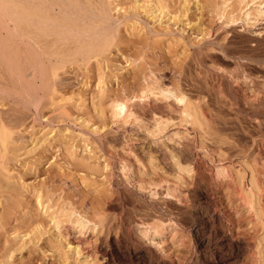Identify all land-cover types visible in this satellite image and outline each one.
<instances>
[{
	"label": "rangeland",
	"instance_id": "374dc122",
	"mask_svg": "<svg viewBox=\"0 0 264 264\" xmlns=\"http://www.w3.org/2000/svg\"><path fill=\"white\" fill-rule=\"evenodd\" d=\"M162 1L3 97L0 264H264V0Z\"/></svg>",
	"mask_w": 264,
	"mask_h": 264
},
{
	"label": "bare ground",
	"instance_id": "6f19581e",
	"mask_svg": "<svg viewBox=\"0 0 264 264\" xmlns=\"http://www.w3.org/2000/svg\"><path fill=\"white\" fill-rule=\"evenodd\" d=\"M160 1L162 0L153 1L155 10L158 8ZM0 3L2 4V12L0 11V106L3 105V97L9 94H19L20 97L23 96L27 103L31 104L30 102L35 100L36 85L42 84L47 87V85L51 84L50 88L52 89V78H58L56 77L58 71L63 70L67 64L85 65L89 64L93 59L100 62L102 60L100 58L106 52H109L115 44V30H117L116 27L120 22L119 19L115 18V11L118 13L123 11L125 13L130 10V12L137 13L138 10L149 5H146L147 3L145 2V6L142 4V7L136 0L128 4L129 9L126 7L127 4L125 5L126 2L123 3L121 0H0ZM149 6L150 8L152 7L151 3ZM162 8L164 9V7ZM163 9L161 11L160 8L159 11L163 12ZM144 12L148 13L151 11L145 9ZM154 14L152 11L150 16L155 20L156 15L154 17ZM135 15L133 14V16ZM157 17L159 18L160 15ZM154 33L156 32L154 31ZM4 34H6V37ZM5 68H8L10 70L9 73L12 75H9L11 77L10 81H7V78L9 79L10 77L5 73ZM8 69L5 70L8 72ZM3 74L4 76H2ZM31 75L32 77L29 78ZM185 95L182 92L174 95V97L182 102L188 99ZM190 104L192 103L190 102ZM186 106L190 107L189 104ZM187 109L189 110V108ZM127 111L128 105L126 103L114 106V115L116 117L126 114ZM187 114L189 116L188 112ZM10 122H12L11 119ZM0 141L2 143V134ZM40 198H38L39 201L37 202L38 207L44 209L42 198ZM45 214H47L46 211ZM57 218L55 219L57 220ZM158 228L159 225L154 226V229L158 230ZM142 232L146 233V230ZM68 247L69 250L72 249L70 244H68ZM77 255V257L81 258L79 251ZM63 259L66 262V258Z\"/></svg>",
	"mask_w": 264,
	"mask_h": 264
}]
</instances>
